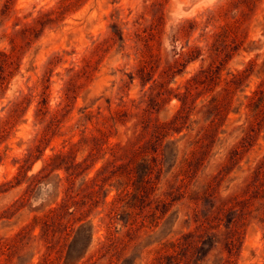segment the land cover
<instances>
[{"label": "rangeland", "instance_id": "374dc122", "mask_svg": "<svg viewBox=\"0 0 264 264\" xmlns=\"http://www.w3.org/2000/svg\"><path fill=\"white\" fill-rule=\"evenodd\" d=\"M255 93L264 0H0V264H264Z\"/></svg>", "mask_w": 264, "mask_h": 264}, {"label": "trees", "instance_id": "16d2710c", "mask_svg": "<svg viewBox=\"0 0 264 264\" xmlns=\"http://www.w3.org/2000/svg\"><path fill=\"white\" fill-rule=\"evenodd\" d=\"M256 95H254V96H252V102L250 103V106H252V104H262L263 102H264V94L263 93H261V94H258V93H255ZM217 99H214V100H212L211 102H213V101H216ZM258 107V106H257ZM254 108V107H253ZM257 108H254V110H256ZM59 157V155H57V156H55V157H51V160H55L56 158H58ZM53 162V161H52ZM47 165H50L49 163L47 164ZM137 172H129V174H130V181H131V183H135L136 182V175H134L135 173H138V170H136ZM151 174V172H150V170H149V168L147 169V170H145V172H144V177L141 179V183H142V181L143 180H145L147 177H149V175ZM135 176V177H134ZM141 183L139 184V186H137V187H135V188H133V190L131 191V190H128L127 189V191H126V193L124 194V195H120L121 197H120V200L121 201H124V200H127V202L125 203L126 205L127 204H129L128 206L130 207V208H132V207H134L135 205H136V203H137V200H138V198H139V195H140V193H141V191H142V188H143V186L141 185ZM129 185V184H128ZM125 214H127L128 215V217L131 215V212H125ZM117 215V214H116ZM116 215H115V217H116ZM234 220V219H233ZM262 221H264V220H262ZM82 228H85V227H82ZM83 231H82V238H83V235L87 232V229H82ZM79 233H80V230L77 232V235H79ZM176 246V244L175 243H172L171 244V247H175Z\"/></svg>", "mask_w": 264, "mask_h": 264}]
</instances>
